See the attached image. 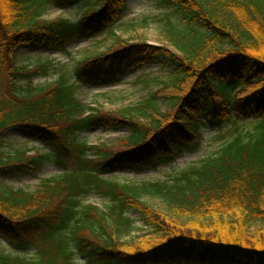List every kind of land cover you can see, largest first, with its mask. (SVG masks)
<instances>
[{"label": "trees", "instance_id": "1", "mask_svg": "<svg viewBox=\"0 0 264 264\" xmlns=\"http://www.w3.org/2000/svg\"><path fill=\"white\" fill-rule=\"evenodd\" d=\"M164 1L178 19L168 46L116 38L107 53L76 65L77 82L93 86L119 84L121 72L155 61L170 68L142 104L107 112L81 104L66 76L43 90L20 85L47 67L20 66L17 54L94 39L119 22L127 0H0V175L34 176L49 162L60 170L33 191H0V238L30 252L0 254V264H264V0ZM79 5L76 23L45 19L49 8ZM232 114L260 120L170 181L102 178L124 162L171 165L201 149L204 127ZM16 128L52 151H3V136ZM98 128L127 136L110 145L78 141ZM91 194L109 205L86 204Z\"/></svg>", "mask_w": 264, "mask_h": 264}, {"label": "rangeland", "instance_id": "2", "mask_svg": "<svg viewBox=\"0 0 264 264\" xmlns=\"http://www.w3.org/2000/svg\"><path fill=\"white\" fill-rule=\"evenodd\" d=\"M96 3L97 0H89ZM128 7L119 22L106 33L91 39H75L65 47V52L51 51L46 48L30 46L21 49L17 54L18 64L30 68L46 66L47 71L43 75H36L31 79L19 80L20 85L32 83L36 90L47 89L57 84L62 76L69 78V83L77 85L76 98L81 104L107 112L127 110L142 104L149 99L159 88L160 82H165L171 75L170 68L159 61H155L144 67L134 68L121 72L119 84L93 86L82 85L77 82L76 65L89 58L107 53L116 38H121L129 43H145L153 46H168L167 31L170 24H176L175 8L167 5L164 0H127ZM73 6L66 9L56 7L49 8L45 19L68 20L78 22L84 15V9ZM167 108L163 107L162 111ZM259 119L248 118L237 120L232 114L230 119L220 127L206 126L202 129V147L195 153H185L171 165H160L143 169L134 163H120L111 172L104 174L102 178L119 184H139L143 182H166L172 180L180 173L198 165L203 160L214 157L227 143L238 135H246L254 129ZM127 136L126 131L104 132L102 129H93L81 134L78 141L88 145H110L116 139ZM6 144L3 151L12 153L15 150L29 151V155L35 153L45 154L51 152L36 135L20 128L10 130L3 136ZM60 173L59 168L52 162L45 165L43 170L30 177L15 176L11 174L0 175V191L11 189L13 191H33L44 180L53 178ZM86 204H94L99 208L109 205V201L91 194L84 199ZM153 204V203H152ZM128 216L135 222L137 228H142L139 214L130 212ZM0 254H14L28 256L30 252H22L12 248L9 243L0 238Z\"/></svg>", "mask_w": 264, "mask_h": 264}]
</instances>
